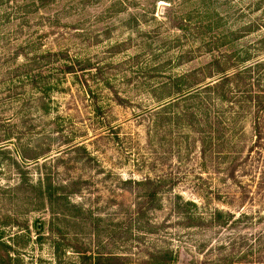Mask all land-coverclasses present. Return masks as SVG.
Here are the masks:
<instances>
[{
    "label": "rangeland",
    "instance_id": "1",
    "mask_svg": "<svg viewBox=\"0 0 264 264\" xmlns=\"http://www.w3.org/2000/svg\"><path fill=\"white\" fill-rule=\"evenodd\" d=\"M0 264H264V0H0Z\"/></svg>",
    "mask_w": 264,
    "mask_h": 264
},
{
    "label": "water",
    "instance_id": "2",
    "mask_svg": "<svg viewBox=\"0 0 264 264\" xmlns=\"http://www.w3.org/2000/svg\"><path fill=\"white\" fill-rule=\"evenodd\" d=\"M39 227H40V225L38 224L37 228H39Z\"/></svg>",
    "mask_w": 264,
    "mask_h": 264
}]
</instances>
